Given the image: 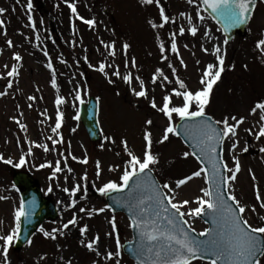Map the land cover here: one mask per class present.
Masks as SVG:
<instances>
[{"label": "rangeland", "instance_id": "obj_1", "mask_svg": "<svg viewBox=\"0 0 264 264\" xmlns=\"http://www.w3.org/2000/svg\"><path fill=\"white\" fill-rule=\"evenodd\" d=\"M10 1V2H9ZM82 5L78 10L79 14L85 18H94L97 23L95 28H87L83 26L79 20L69 15L70 10L64 1L59 0L60 8L64 11L63 19L66 20L64 27L58 23L53 16L48 13V8L41 0H32L35 5V13L31 11V15L36 24L35 32L28 26L25 5L27 0H0V8L5 9L6 16L14 20L9 22L7 30L0 29V75L6 76L5 64L11 67L13 63H17L19 76L13 79V87L8 89V95L0 97V153L5 158H11L14 162L18 161L21 154L20 149L27 152L28 144L25 140H32L39 143H47L51 147V142L45 139L46 136L53 135L51 127L55 125L56 105L55 98L57 95L66 99L67 103L60 106V110L64 113L62 127L60 132L63 136L64 143L57 146L56 151L44 153L42 149H33V155L27 157L28 163L23 165L22 171L31 173L40 183L43 194L52 199L57 206L60 207L61 215L59 219L52 223L44 224L46 230L58 227L62 222H67L71 218L73 212H77L81 206L89 208H99L106 203L104 197H100L93 184H100L109 179H115L117 173L108 172V167L116 164H122L124 154L119 143L116 145L105 143L103 138L101 143H105L102 150L100 144H93L89 141L82 125L77 123L74 116L80 102H75L73 107L72 96L73 89L79 85L82 90L83 101L87 97L94 96L99 98L101 122L104 135H111L117 140L127 138L129 147L139 154L142 149V129L145 127V119H152L153 125L150 130L153 133L154 141L158 139L165 126L166 118L162 114L157 113L150 108L148 103L143 99L137 100L128 91V87L122 80L111 77L114 84H108L107 79L93 68L88 67V63L97 66L100 62L112 63L120 66L121 74L126 71L124 68V56L121 46L124 42L130 44L128 50L129 61L134 57L136 67L129 66L130 71L135 76H140L149 90V96L155 95L159 103L162 96L170 91L173 85H166L161 88L159 83L155 86L151 84V76L155 68L159 67L170 76V70L167 68V62L160 58L158 49V41L156 35L159 34L161 40L165 44H169L168 36L170 31H175L176 26L169 24L164 29H152L147 20H157V8L155 6H146L140 3V0H79ZM162 6L165 7L167 14L176 17L178 24H185V21L179 17V12L186 11L194 15V8L187 4L186 0H161ZM39 4L41 7H39ZM38 8V11H37ZM123 10H121V9ZM11 10V12H8ZM40 14V15H39ZM43 17L41 20L40 17ZM250 28L244 37H238L230 42L227 46V56L225 58V72L222 74L221 84L213 92L211 103L206 110L214 119H219L228 113L239 114L247 117L245 123L239 129L240 148L244 146L245 141L248 142L249 150L247 153L240 152L237 149L241 163V171L237 174V180L233 187L236 196L248 203H255L253 192V181L249 174V169L256 176V183L259 185L260 191L264 194V159L259 152V147L264 146V141H256L254 137L248 136L244 129L256 124L257 117L249 116L248 112L251 105L258 99L264 98V58L255 49L254 44L261 32H264V3H260L258 9L253 16ZM75 27L71 29L70 24ZM196 23L203 30L207 26L212 30V36L223 40L220 32H217V26L211 19H206L203 25L199 21ZM69 34L67 35L66 32ZM7 32V35H4ZM40 39H36V35ZM12 40L14 47L9 48L6 41ZM111 43L116 41L117 56L113 60L107 57L105 49L100 41ZM178 47L181 57L185 60L187 69L179 65V60L175 54L170 51L166 54L170 61L177 67V74L185 80L189 88L198 87V79L200 68L206 62H211L213 57L205 55L200 51V44L211 47V43L202 40L200 34L193 38L190 35L178 37ZM187 44L186 49L184 45ZM157 46V47H156ZM47 50L51 57L53 67L56 70L57 88L51 86V73L45 67L48 57L43 55ZM14 52H19L22 56L20 62L12 60ZM192 53H195L193 55ZM87 57L88 63L85 62ZM199 59L201 65L197 66L195 61ZM61 60L67 63H61ZM235 65V69H231V65ZM247 65V69L243 66ZM111 76V69H108ZM83 73V76L80 75ZM170 79H174L170 76ZM71 81V82H70ZM7 85V78L0 79V91H4ZM135 86V84H134ZM155 88V92L152 89ZM38 89V90H37ZM119 92L120 95H116ZM33 95L37 99L32 102V108H28L30 103L27 97ZM178 103V101H177ZM19 105V108H17ZM47 110V118L41 115ZM23 116H20V113ZM13 117L20 119L22 123L27 125V132L19 129L18 125L13 121ZM178 117L174 118L175 124ZM43 121V123H41ZM76 128L75 132L71 130ZM17 138L20 139V147H17ZM69 143L71 148L68 149ZM181 141L178 142L174 137L170 138V142L164 145L155 144L153 151L159 154L160 162L153 170L161 183L168 181L174 183L176 178H182L184 175L190 174L193 169L197 168V163L193 158L184 159L182 153L187 151ZM109 149H111L109 151ZM71 151L72 155L83 158L85 150L89 156V163L81 165L68 159V166L73 169V173L69 175L66 171L58 175V179L49 180L51 170L48 168L39 169L38 165L45 161H55L61 159L59 152ZM121 152L120 156L116 153ZM225 159L232 166L229 157L227 143L225 145ZM100 160L102 163V175L100 180L95 177V161ZM13 166L0 163V196L7 197L6 200H0V232H4L10 228L13 221L14 209L19 204V198L16 191H13L14 185L12 181ZM87 171V199L81 200L80 196L83 192L77 194L76 208H68L70 203L69 197L62 191L63 187H70L74 183H83L80 176ZM109 175V178L104 176ZM2 174L7 179L2 178ZM69 175L67 184L64 182V176ZM9 182V183H8ZM51 184L53 191L48 192L47 188ZM59 184V187H57ZM203 186V181L196 178L179 190L181 199H195L199 195V189ZM193 204L191 207H195ZM264 215V212H259ZM110 212L94 215L91 219L83 217L81 225L87 223L89 232L87 237L95 235L97 232L101 235L100 248L106 249L111 245L115 250L114 240L105 237V233L109 230L107 218L111 217ZM118 222V230L121 241L131 239V231L127 227L129 221L123 215H116ZM247 218L252 223H257V217L248 214ZM193 227L199 231L204 230V225L196 218L188 217ZM66 234L58 236L56 241L45 239L38 232L32 240V244L18 251L14 247L9 249L10 264H66L67 260H71L72 264H91L93 259L79 243L80 237L76 229L65 230ZM45 257V259H41ZM63 258V259H62ZM2 259V258H0ZM123 264H134L129 258L122 254ZM103 264V262H102ZM203 264V263H202ZM264 264V260H262Z\"/></svg>", "mask_w": 264, "mask_h": 264}, {"label": "snow or ice", "instance_id": "obj_2", "mask_svg": "<svg viewBox=\"0 0 264 264\" xmlns=\"http://www.w3.org/2000/svg\"><path fill=\"white\" fill-rule=\"evenodd\" d=\"M20 0H17L19 3ZM187 4L193 6L194 15L192 13L181 11L179 17L185 21V24H178L176 17L167 14L166 9L162 6L161 0H140L142 5L155 6L157 8V20L148 19L146 22L152 29H164L166 25L172 24L176 26L175 31H170L168 36L169 44H165L159 34L156 35L158 41V49L162 61L167 62V68L170 70L169 75L165 74L162 68H155L151 76V84L153 86L159 83L161 88L166 85H173L170 91L164 94L158 103L155 95L149 96V90L145 81L140 76L133 77L129 66L136 67V60L133 57L128 59V50L130 44L124 42L121 51L124 56L125 73L122 75L119 65L112 63L100 62L97 66L88 63L87 57L85 62L89 68L101 73L108 84H114L111 77L122 80L128 87L130 94L137 100L143 99L148 103L151 109L162 114L166 118L165 126L158 139L154 141L153 133L150 130L153 125L152 119H145V127L142 129V149L139 154L129 147L127 138L117 140L111 135H104L105 143L116 145L119 143L124 154L123 163L108 167V172L117 173L115 179H109L100 184H93L96 193L100 197L110 196L112 193L124 194L121 197H112L113 203L117 206L124 207L128 211L129 223L127 227L132 233V239L128 241V252L135 258V264H196V262H204V264H262L264 260V194L261 193L259 185L256 183V176L249 169V174L253 181V192L255 203L249 205L245 201L239 199L235 194L233 187L237 180V174L241 171V163L237 155V149L240 152L247 153L249 150L248 142L245 141L244 146L240 148L239 129L245 123L247 117L228 113L219 119H213L212 115L207 113V109L211 103V97L214 88L222 79L225 72V58L227 56V46L229 44V36L227 33L232 28L248 24L252 18L256 7L254 0H186ZM264 3V0H259ZM67 8L71 12V16L81 21L89 28H95L97 21L94 18H85L78 12L75 0H64ZM32 0H27L25 5L27 13L28 26L33 31L36 30V24L31 13ZM6 10L0 8V15ZM205 13H208L206 16ZM211 17L212 19L223 21V28H217V32H222L223 40L212 36V30L207 26L201 27L196 23L203 22ZM4 20L0 19V29L4 27ZM74 27V26H73ZM190 35L195 38L200 34L202 40L213 41L211 47L200 44V51L205 55L213 57L211 62H206L200 68L198 79V87L189 88L188 84L177 74V67L170 61L167 52L175 54L179 60V65L187 69L185 60L180 56L178 47V37ZM6 36L7 33L4 32ZM36 39L40 37L37 34ZM9 48L14 47L12 40L6 41ZM103 45L107 57L115 59L117 56L116 41L104 43ZM184 47L187 49L188 45ZM254 47L262 57H264V32H261ZM195 55V53H192ZM43 55L48 57L45 65L51 73V86L57 88L56 70L53 67L51 57L47 50ZM12 60L20 62L22 56L19 52H14ZM61 63H67L61 60ZM197 66L201 65V61H195ZM6 76L0 75V79L7 78V85L4 91H0V97L8 95V89L13 87V79L19 76L17 63H13L11 67L4 65ZM247 69V65L243 66ZM108 69H111L109 76ZM231 69H235V65H231ZM83 76V73H80ZM71 82V81H70ZM135 84V86H134ZM38 90V89H37ZM155 92V88L152 89ZM72 96L73 107L75 102L84 103L82 99V90L79 85L73 89ZM116 95H120L119 92ZM37 98L33 95L27 97L30 102L28 108H32V102ZM99 100V98H98ZM178 101V103H177ZM67 103L66 99L57 95L55 98L56 115L55 125L51 127L53 135L46 136L45 139L51 142V147L47 143H39L32 140H25L28 144L27 152L21 148V154L18 162H14L11 158H5L0 153V163L20 168L28 163L26 157L32 156L33 149H42L44 153L56 151L57 146L64 143L63 136L60 132L62 127L64 113L60 110V106ZM19 108V105H17ZM47 118V110L41 113ZM249 116L257 117L256 124L244 129L248 136L254 137L256 141H264V98H258L250 107ZM23 116V113H20ZM178 117L182 122L177 127L173 121ZM79 120V115L73 117ZM13 121L18 125L19 129L27 132V125L22 123L20 119L13 117ZM43 123V121H41ZM76 131V128L71 130ZM184 135L190 138L192 143V151H184L182 156L184 159L194 158L198 167L190 174L184 175L182 178H176L174 183L165 181L157 182L151 175L153 168L159 164V154L153 151L155 144L164 145L170 142L171 137H179ZM20 139L17 138V147H20ZM105 143L100 144V148H105ZM227 143L228 152L231 153L229 159L232 166L224 158V145ZM71 148L69 143L68 149ZM219 149V151H218ZM111 149H109L110 151ZM259 152L264 159V146L259 147ZM61 159L53 161H45L38 165L39 169L48 168L51 170L49 180L58 179V175L67 172L69 175L73 173V169L68 166L69 157L81 165L89 163V156L85 150L83 158L72 155L71 151L59 152ZM117 156L121 152L116 153ZM102 163L100 160L95 161V177L96 180L101 179ZM69 175L64 176V182L67 184ZM200 178L204 186L200 187L199 195L195 199L179 197V190L187 185L193 179ZM83 183H74L70 187H63L62 191L69 197L70 203L68 208H76L77 194L83 192L80 196L81 200L87 199V181L88 173L84 172L80 176ZM15 187V185L13 186ZM59 187V184H57ZM47 191H53L51 184ZM7 197L0 196V200H6ZM231 202V203H229ZM195 204V207L191 205ZM37 207V201L33 198L26 205L21 199L19 205L14 209L13 221L9 229L0 232V264H10L9 249L20 238L22 222H30V218ZM105 212H114L112 205L105 203L99 208H89L81 206L77 212H73L71 218L67 222H62L58 227L46 230L41 226L38 231L45 239L56 241L58 236L66 234L65 230L76 229L79 233L80 245L92 255L91 264H123L122 253L123 245L118 230V222L115 214L107 218L109 230L104 234L109 240H114L115 250L111 245L106 249H101V235L97 232L90 238L87 237L89 225L84 223L81 225L83 217L78 214H84L91 219L94 215ZM257 217L258 222L252 223L247 218L248 214ZM202 214L212 216V226L205 228L203 231L196 233L191 227L188 217L196 218ZM195 233V235H190ZM31 245L32 241L29 240ZM45 259V257H41ZM63 259V258H62ZM66 264H72L71 260H67Z\"/></svg>", "mask_w": 264, "mask_h": 264}, {"label": "water", "instance_id": "obj_3", "mask_svg": "<svg viewBox=\"0 0 264 264\" xmlns=\"http://www.w3.org/2000/svg\"><path fill=\"white\" fill-rule=\"evenodd\" d=\"M219 22H221L222 26H224L223 25V21H219ZM243 27H245V26L241 25V26H239L237 28L230 29V31H233L234 30L232 32V37L235 35L236 30H239V31L243 32L244 31V28ZM87 114H88V112H85L83 119L85 120L87 118L86 119L87 122H85V126L87 128V131H88L90 137H91L90 139H92V140H98L99 139V130H98L99 124L97 122V119H96L95 116H93V113L89 112L88 117H87ZM24 182H27V183L25 184ZM17 184L18 185H21V186H25L27 188L28 191H27V193L25 195V198H28V197H31L32 199L35 198L36 201L38 202V204H40V206L32 214V221H34V222H32V224L28 225V231H29L27 233L28 235L25 237V240H21V242L19 243V247H20V246H22L29 239L30 235L33 233V230L36 229L38 223L44 221L48 217L55 218L56 217V214H55L56 211H55V209L53 208L52 205L45 204L46 201L42 199L41 195L39 194L40 192H38L37 187L33 184V182H31V180H29V179L27 180V178H20V180L17 181ZM108 201H109V204L112 205V208L114 209V212L115 213L116 212H121L123 210H127L124 207L117 206L111 200H108ZM46 213L48 214V216L46 215ZM31 225H34V226L33 227H30ZM190 235H193V234L190 233ZM124 250H125V252L127 254H129L131 257H133L128 252V245H126L124 247Z\"/></svg>", "mask_w": 264, "mask_h": 264}]
</instances>
